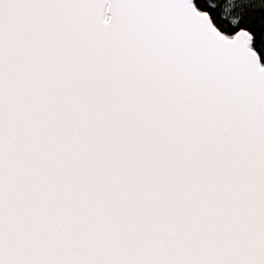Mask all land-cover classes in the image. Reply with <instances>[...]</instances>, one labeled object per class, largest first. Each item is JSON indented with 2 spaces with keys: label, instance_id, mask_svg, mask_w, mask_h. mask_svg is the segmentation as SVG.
Here are the masks:
<instances>
[{
  "label": "snow or ice",
  "instance_id": "snow-or-ice-1",
  "mask_svg": "<svg viewBox=\"0 0 264 264\" xmlns=\"http://www.w3.org/2000/svg\"><path fill=\"white\" fill-rule=\"evenodd\" d=\"M0 264H264V0H0Z\"/></svg>",
  "mask_w": 264,
  "mask_h": 264
}]
</instances>
